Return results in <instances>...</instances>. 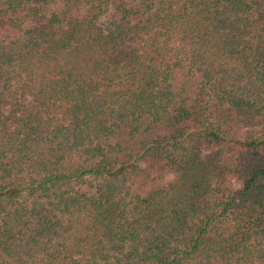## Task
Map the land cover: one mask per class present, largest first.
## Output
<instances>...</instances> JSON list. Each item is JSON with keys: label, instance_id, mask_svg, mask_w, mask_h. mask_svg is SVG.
Segmentation results:
<instances>
[{"label": "trees", "instance_id": "obj_1", "mask_svg": "<svg viewBox=\"0 0 264 264\" xmlns=\"http://www.w3.org/2000/svg\"><path fill=\"white\" fill-rule=\"evenodd\" d=\"M0 264H264V0H0Z\"/></svg>", "mask_w": 264, "mask_h": 264}]
</instances>
